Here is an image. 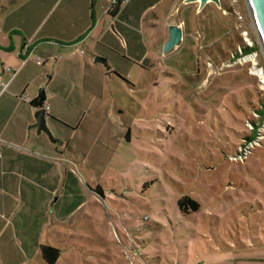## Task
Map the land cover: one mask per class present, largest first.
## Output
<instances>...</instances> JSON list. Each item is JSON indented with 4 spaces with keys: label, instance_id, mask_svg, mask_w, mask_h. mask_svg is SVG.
Masks as SVG:
<instances>
[{
    "label": "rangeland",
    "instance_id": "obj_1",
    "mask_svg": "<svg viewBox=\"0 0 264 264\" xmlns=\"http://www.w3.org/2000/svg\"><path fill=\"white\" fill-rule=\"evenodd\" d=\"M19 1L0 0V29ZM224 2L232 39L206 47L207 16L229 18L218 4L198 14L180 5L191 37L184 47L162 49L150 68L108 54L118 64L112 72L102 64L99 77L103 132L71 127L63 139L79 153L57 145L52 190L29 186L31 198L0 210V264H48L42 245L60 250L56 264H264V116L256 111L264 91L234 62L244 38L259 39L246 0ZM143 30L145 44L161 40L150 25ZM258 59L264 64L261 48ZM41 65L31 58L26 70ZM254 134L248 158L234 160ZM184 195L200 208L181 211Z\"/></svg>",
    "mask_w": 264,
    "mask_h": 264
},
{
    "label": "crops",
    "instance_id": "obj_2",
    "mask_svg": "<svg viewBox=\"0 0 264 264\" xmlns=\"http://www.w3.org/2000/svg\"><path fill=\"white\" fill-rule=\"evenodd\" d=\"M223 1L218 6L229 18L216 22L209 14L201 25V30L203 26L208 30V48L223 35L233 37L234 20L225 13ZM110 2L23 0L5 10L0 29V210L8 211L19 199L31 198L29 186L52 190L59 165L50 159L60 156L57 145L61 144L66 153H79L76 141L63 139L71 127L90 135L93 131L103 132L99 77L104 70L102 63L96 62L98 57L108 58L111 72L118 64L115 57L129 58L150 68L163 56L169 26L188 23L181 16L180 5L186 13L198 14L213 10L215 4L209 1L201 7L198 1L189 0H127L112 14L108 12ZM160 23L166 26L167 34L161 28L159 31ZM147 24L153 27L149 33L152 38L158 30L160 41L154 37L151 43L148 38L145 44L148 32L143 28ZM181 27L183 39L175 50L191 39L189 31ZM36 52L49 60L45 66L42 61L38 71L30 72L26 66L31 58L36 61ZM109 53L115 57H108ZM7 67L15 73L7 71ZM41 89L46 91L47 124L58 136L53 144L47 134L38 132L35 114L40 108L30 103Z\"/></svg>",
    "mask_w": 264,
    "mask_h": 264
},
{
    "label": "water",
    "instance_id": "obj_3",
    "mask_svg": "<svg viewBox=\"0 0 264 264\" xmlns=\"http://www.w3.org/2000/svg\"><path fill=\"white\" fill-rule=\"evenodd\" d=\"M198 1L200 6L203 7L207 2H215L221 5V0H189ZM250 16L253 20L254 27L257 31L261 52L264 56V0H246ZM183 39V29L180 25L172 24L169 26V39L164 44V52L171 51L174 47L178 46ZM96 62L102 63L108 71H110V65L107 60L98 57ZM35 118L37 120L36 127L38 132L47 134L52 141H57L53 137L51 130L47 124L48 115L44 108H40L36 111Z\"/></svg>",
    "mask_w": 264,
    "mask_h": 264
},
{
    "label": "built area",
    "instance_id": "obj_4",
    "mask_svg": "<svg viewBox=\"0 0 264 264\" xmlns=\"http://www.w3.org/2000/svg\"><path fill=\"white\" fill-rule=\"evenodd\" d=\"M127 0H111L110 5L108 7V12L112 13L114 12L119 6H121L124 2H126ZM232 4L234 2H236V0H231ZM183 25V23L181 24V26ZM243 35H247V32L244 31ZM245 39V44L244 46H239V55L236 57L235 59V63L240 64V65H248L249 68V72L251 75L257 77L258 82L260 84V86L262 87V91H264V64H260L259 62V50H254L251 51L249 53H245L244 52V48L245 47H253L254 44L250 41L249 38H244ZM36 62L41 65L42 64V60L39 56L36 57ZM7 71L9 72H13L15 73V71L10 68L7 67L6 68ZM5 85V84H2ZM26 100L28 101V97H25ZM259 129V128H258ZM257 142V138H254L252 140H250V142L248 143V145L246 144V146L243 148V150H240L239 153L235 154L233 156L234 160H244L248 158V155L250 154L251 148H253V143ZM1 143V140H0ZM251 145V146H249Z\"/></svg>",
    "mask_w": 264,
    "mask_h": 264
},
{
    "label": "trees",
    "instance_id": "obj_5",
    "mask_svg": "<svg viewBox=\"0 0 264 264\" xmlns=\"http://www.w3.org/2000/svg\"><path fill=\"white\" fill-rule=\"evenodd\" d=\"M223 8L225 10H228L229 12H232V7L229 6L226 2H222ZM120 6L112 12V14H115L118 12ZM239 40L242 42V38L239 37ZM260 45L256 42L253 47H245L244 52L249 53L254 50H259ZM262 94V92L260 91ZM259 94V105L256 107V111H258L262 116H264V96ZM46 101V91L44 89H41L38 96L30 101L31 105H33L36 108H44ZM256 133V130H255ZM256 134L252 136H248L249 139H254ZM178 205L181 211L183 212H190V211H197L200 208V204L198 201L193 199L192 197L188 195L182 196V198L178 201ZM41 252L44 257V259L48 262V264H56L60 257V250L58 248H55L50 245H42L41 246Z\"/></svg>",
    "mask_w": 264,
    "mask_h": 264
}]
</instances>
